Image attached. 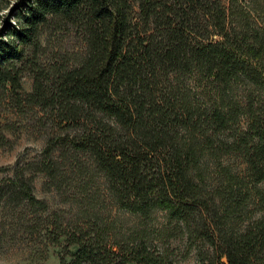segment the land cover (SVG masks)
Here are the masks:
<instances>
[{"label": "trees", "instance_id": "16d2710c", "mask_svg": "<svg viewBox=\"0 0 264 264\" xmlns=\"http://www.w3.org/2000/svg\"><path fill=\"white\" fill-rule=\"evenodd\" d=\"M257 14L264 0H19V24L0 31V86L47 132L40 160L0 183V203L40 223L46 204L25 170L65 196L71 218L44 227L65 242L59 264H177L172 239L200 264H264V215L252 219L264 206ZM50 17L82 36L75 65L25 55Z\"/></svg>", "mask_w": 264, "mask_h": 264}, {"label": "rangeland", "instance_id": "374dc122", "mask_svg": "<svg viewBox=\"0 0 264 264\" xmlns=\"http://www.w3.org/2000/svg\"><path fill=\"white\" fill-rule=\"evenodd\" d=\"M19 0H0V31L7 25L19 24L16 18ZM255 15V14H254ZM257 22L264 21L263 14L255 16ZM38 47H26L25 55L35 57L43 66L64 61L68 66L75 65L85 52V42L77 30L57 18H49L42 26ZM30 67V64H26ZM26 67V66H25ZM24 93L31 91L33 75L30 70L24 71L20 80ZM38 109L17 107L7 87L0 86V183L12 178L17 164L19 166L40 160L46 138V127L39 126ZM224 161L227 162L226 158ZM236 162V161H234ZM229 163H232L229 162ZM240 170L243 165L233 163ZM25 177L32 176V192L36 199L45 202L46 210L38 212L41 220L35 223V214L21 206L0 203V264H59L65 245L61 239L60 246L51 244L45 239L44 227L54 214L63 222L74 213L65 196L49 186L48 180L41 173L32 170L24 171ZM264 187V182L260 184ZM252 209V207H251ZM264 215L262 210H255L252 219ZM128 218L127 225L135 223V218L123 213ZM130 220V221H129ZM154 222H164L162 213L155 215ZM175 250L177 264H200L195 246H186L181 240H170Z\"/></svg>", "mask_w": 264, "mask_h": 264}]
</instances>
